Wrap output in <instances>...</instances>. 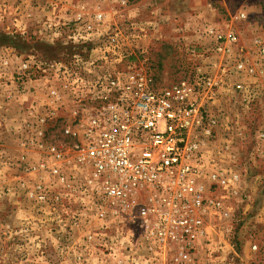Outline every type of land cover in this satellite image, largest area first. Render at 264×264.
<instances>
[{"label": "rangeland", "instance_id": "374dc122", "mask_svg": "<svg viewBox=\"0 0 264 264\" xmlns=\"http://www.w3.org/2000/svg\"><path fill=\"white\" fill-rule=\"evenodd\" d=\"M210 28L236 40L218 52ZM254 39L264 40V0H0V264H175L174 245L138 233L96 195L64 133L95 102L100 79L127 71L151 77L156 90L219 83L212 99L198 97L217 121L208 149L245 156L232 158L233 190L209 186L229 217H204L188 264L263 262L264 60ZM238 61L252 72H236Z\"/></svg>", "mask_w": 264, "mask_h": 264}, {"label": "built area", "instance_id": "2783aa9c", "mask_svg": "<svg viewBox=\"0 0 264 264\" xmlns=\"http://www.w3.org/2000/svg\"><path fill=\"white\" fill-rule=\"evenodd\" d=\"M208 32L218 52L236 40L233 32ZM253 42L264 60V40ZM234 68L252 72L242 61ZM218 85L211 77H201L195 85L182 80L156 90L153 79L142 73L103 77L95 85V102L85 106L75 128L64 129L75 140V157L88 168L96 195L122 209L138 233L174 245L175 264H188L194 242L205 234V216L229 217L222 199L209 196V186L233 190L240 181L234 167L212 163L229 148L216 153L208 149L217 121L203 101L212 99ZM235 89L242 91L243 85L237 83ZM200 95L204 99L199 100ZM258 137L264 138V133ZM52 152L60 157L55 149ZM105 216L100 209L98 217ZM151 219L153 229L148 227Z\"/></svg>", "mask_w": 264, "mask_h": 264}, {"label": "crops", "instance_id": "0c3cea01", "mask_svg": "<svg viewBox=\"0 0 264 264\" xmlns=\"http://www.w3.org/2000/svg\"><path fill=\"white\" fill-rule=\"evenodd\" d=\"M218 141H219L218 143H220V145H221L220 147H223V145H224L223 143L225 142V137H223V136L221 138L219 137ZM253 149H254V152L248 153V154L250 155V157H249L250 162H252L253 165H256V164L259 163L257 158H260L262 156V153H259L258 147H253ZM231 153L232 154H230L229 152H227V153L223 152L222 155H221V157L223 158L222 164L224 166H226V167L234 166L233 163H232V158L234 156H237L240 159H241L242 156H245V154L242 151H239L237 153V155H236V153L233 150V148H231ZM242 163H243V165L245 164L243 159L242 160H238V162H237L238 167H240L241 169H242V167H241ZM234 168H237V167L234 166ZM245 169H246V166L244 165L243 170H245ZM254 181L257 182V179L256 178L253 179V183H254L253 185H255V187H257L259 185V183H255ZM243 186H244V188H248V185H246L245 181H244V185ZM255 189H257V188H255Z\"/></svg>", "mask_w": 264, "mask_h": 264}, {"label": "bare ground", "instance_id": "6f19581e", "mask_svg": "<svg viewBox=\"0 0 264 264\" xmlns=\"http://www.w3.org/2000/svg\"><path fill=\"white\" fill-rule=\"evenodd\" d=\"M253 185V184H252ZM255 186V185H254ZM248 189V188H247ZM224 241V240H223Z\"/></svg>", "mask_w": 264, "mask_h": 264}]
</instances>
